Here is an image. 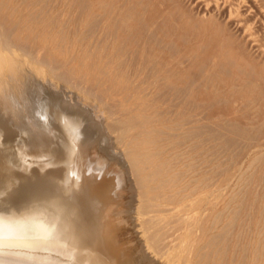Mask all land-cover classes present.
<instances>
[{
    "label": "bare ground",
    "instance_id": "bare-ground-1",
    "mask_svg": "<svg viewBox=\"0 0 264 264\" xmlns=\"http://www.w3.org/2000/svg\"><path fill=\"white\" fill-rule=\"evenodd\" d=\"M61 9L0 0V264H123L115 233L125 225L151 264H264V195L215 186L199 104L171 116L158 91H120L111 75L120 52L91 65L58 44L64 28L35 26L68 24ZM93 13L76 17L86 25ZM162 70L152 72L155 89L194 100L193 83ZM238 80L252 89L253 80ZM120 196L127 220L114 211Z\"/></svg>",
    "mask_w": 264,
    "mask_h": 264
},
{
    "label": "rangeland",
    "instance_id": "rangeland-1",
    "mask_svg": "<svg viewBox=\"0 0 264 264\" xmlns=\"http://www.w3.org/2000/svg\"><path fill=\"white\" fill-rule=\"evenodd\" d=\"M36 3L67 9L68 24L64 26L53 21L34 24L52 30L64 28V38L55 33L58 44L74 45V52L85 53L91 65L105 62L106 56L113 52L121 53L123 65L111 71L120 80V91L136 94L141 86L147 96L158 91L156 102L171 116L179 106L186 111L188 101L198 103L200 145L204 139H212L215 186L229 184L224 192L232 191L238 196L264 195V122L260 123L264 120V55L261 54L264 0H36ZM89 6H94L91 16L99 20L93 18L92 23L82 25L78 18L83 20L84 10ZM156 69H163L162 74L175 84L187 88L193 83L194 100L187 98V92L177 98L166 94V90L155 89L152 72ZM237 77L245 82L253 80L252 89L242 88L243 81H234ZM254 157L257 162H253ZM120 197L113 202V207H119H114V211H122V218L127 220V204ZM128 230L129 226L125 225L119 228L121 234L115 233L119 245L125 249L121 251L126 252H122L126 257H122L123 264L127 259L132 264H151L144 255L140 256Z\"/></svg>",
    "mask_w": 264,
    "mask_h": 264
}]
</instances>
